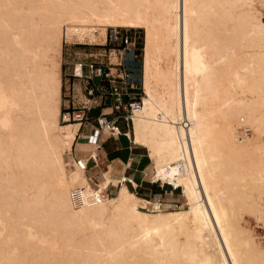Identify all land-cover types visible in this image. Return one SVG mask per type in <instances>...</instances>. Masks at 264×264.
<instances>
[{
	"label": "bare ground",
	"instance_id": "6f19581e",
	"mask_svg": "<svg viewBox=\"0 0 264 264\" xmlns=\"http://www.w3.org/2000/svg\"><path fill=\"white\" fill-rule=\"evenodd\" d=\"M263 10L264 0H0V264H264L245 219L264 224ZM108 26L145 29L135 140L154 180L181 185L182 209L142 210L125 183L95 204L70 201L89 183L72 165L79 125L59 119L61 43L97 41Z\"/></svg>",
	"mask_w": 264,
	"mask_h": 264
},
{
	"label": "built area",
	"instance_id": "2783aa9c",
	"mask_svg": "<svg viewBox=\"0 0 264 264\" xmlns=\"http://www.w3.org/2000/svg\"><path fill=\"white\" fill-rule=\"evenodd\" d=\"M82 43L96 45V41ZM103 43L108 45L105 61L96 60V51L92 50L88 52L91 57L72 63L70 71L64 78L65 92L59 113L60 121L79 123L76 138L83 135L81 129L83 122L95 120V124L89 126L90 130L84 136L86 143L93 146L90 152V156L93 157L95 149L101 145L100 134L103 131L109 134L119 133L116 122L122 118L129 128L123 133L128 135V130L133 126V115L142 106L143 61L141 46L136 35L129 31V27L117 29V26H109ZM94 108L99 110L92 115ZM239 131V135H246L250 132V127H239ZM132 143L135 142L132 140ZM72 160V165L84 173L89 169V157L75 155ZM87 180L88 189L84 185H76L69 190L70 201L74 207L95 204L116 193L118 185L122 183L129 185L138 193L139 183L124 172L116 183L110 181L104 187H100L98 179L95 180L92 175H87ZM148 181L150 184H158L162 191L142 196L146 202L145 207L140 208H169L183 203L179 197H175L176 194L181 193V185L154 180L151 175Z\"/></svg>",
	"mask_w": 264,
	"mask_h": 264
},
{
	"label": "crops",
	"instance_id": "0c3cea01",
	"mask_svg": "<svg viewBox=\"0 0 264 264\" xmlns=\"http://www.w3.org/2000/svg\"><path fill=\"white\" fill-rule=\"evenodd\" d=\"M96 110L98 112L99 108H94L91 112L92 115L97 113ZM118 121L116 123H118ZM75 124L79 125V123ZM91 124H95L94 119L83 122L81 126L83 135L75 139L71 151L72 157L75 155L89 157V169L85 173L86 176L92 175L95 180L98 179V182H102L105 180L107 173L110 174L111 178L118 179L122 172H124L132 176L134 180L139 183L138 188L142 191L140 193L147 192V189H150V192L152 191L153 193L162 191L157 184H150L152 187L145 185L148 183L146 169L152 177L155 174L156 168L148 147L136 142L134 125L131 130H128V135L123 133L127 132V129H129L127 128L125 120L123 122L124 129H120L118 126L119 133L109 134L107 131H103L99 138L101 145L95 149V155L93 157L90 156L93 146L86 143L84 139L85 134L90 130L89 126ZM132 140L135 143H132ZM76 146L80 147L77 148ZM128 187L132 189L129 185ZM138 188L137 192H139Z\"/></svg>",
	"mask_w": 264,
	"mask_h": 264
},
{
	"label": "rangeland",
	"instance_id": "374dc122",
	"mask_svg": "<svg viewBox=\"0 0 264 264\" xmlns=\"http://www.w3.org/2000/svg\"><path fill=\"white\" fill-rule=\"evenodd\" d=\"M263 12H264V10H263ZM263 19H264V15H263ZM126 27L127 26H117V29H125ZM100 31H99L100 38L98 37V40L96 41V45L84 44L77 39H74L72 41H70V40L67 41L65 39L62 41V43H61V54H60V62H61L60 75H61V82H62L61 83V93H60V106H62L63 97H64L63 95L65 92L64 78L67 76L66 73L68 71H70L72 63L75 62L76 60H83L85 58L91 57V56H89L88 52H90L92 50L96 51V60H102V61L106 60L107 54H108V45H104V43H103L104 37L101 36ZM129 31H131V33L135 34L138 41H139V45L141 46V49H140L141 58H142V61L144 62V57H145V50H144V48H145V29L141 28V27H129ZM105 50H106V52H105ZM143 95H144V91H143L142 97H143ZM96 112H97V110H96ZM123 122H124V120L121 118L117 123V126H119L120 129H124ZM63 123L64 122H62V124ZM238 132H240L239 128H238ZM240 136H243V134H241ZM76 147L79 148L80 146H76ZM81 147H83V146H81ZM144 150L146 152L145 148H144ZM69 155L70 154L65 153L64 159L65 160L67 159L68 161H70ZM149 162H150V159H149ZM151 166L153 168L152 164H151ZM146 172H147L146 176L149 177V173H148L147 169H146ZM145 185L151 186L149 181ZM157 186H158V184H157ZM131 190H133V189H131ZM138 190H139V192L137 194L140 196H145L149 193H153L152 191L150 192V189H147L146 190L147 192H145V193H140L142 191H140L141 189H139V188H138ZM156 191H158V190H156ZM175 197H179L180 200L183 201V199L185 198V195L181 190V193L176 194ZM184 205L185 204L183 201V203L180 206L169 207L167 210L182 209L184 207ZM142 210H145V209H142ZM245 219H246V223L248 224V226L252 229V232H253L256 240H258L261 243L262 242L264 243V224H263V222L261 220L257 219L253 214H248V213L245 214Z\"/></svg>",
	"mask_w": 264,
	"mask_h": 264
},
{
	"label": "trees",
	"instance_id": "16d2710c",
	"mask_svg": "<svg viewBox=\"0 0 264 264\" xmlns=\"http://www.w3.org/2000/svg\"><path fill=\"white\" fill-rule=\"evenodd\" d=\"M119 120V119H118Z\"/></svg>",
	"mask_w": 264,
	"mask_h": 264
}]
</instances>
